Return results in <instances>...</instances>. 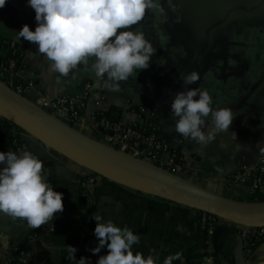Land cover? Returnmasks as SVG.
Listing matches in <instances>:
<instances>
[{
	"label": "crops",
	"instance_id": "crops-1",
	"mask_svg": "<svg viewBox=\"0 0 264 264\" xmlns=\"http://www.w3.org/2000/svg\"><path fill=\"white\" fill-rule=\"evenodd\" d=\"M256 1L174 0L178 9L173 11L167 0H163L165 13L148 11L138 25L156 49L151 64L120 82L119 92L105 88L83 65L68 76L53 72L50 61L39 53L37 45L22 37L17 38V32L24 24L30 25L34 31L38 23L36 12L27 0H8L0 8V37L24 49L19 73L23 84H32L24 97L35 107L70 125L44 104L59 96L80 95L86 85L91 84L93 91L85 111L87 131L78 125L70 126L106 144L103 133L90 129L93 114L110 113L120 121L130 118L126 110L128 102L137 106H159L164 113L162 134L180 153L185 165L178 173L182 180L233 201L260 203L264 202V197L254 200L256 195L248 193L250 197L247 199L243 195L246 191L234 185L230 177L242 166L257 163L264 153V18L254 24H243L236 37L229 38V32H223L201 80L185 85L180 79L181 73L186 75L192 70H201L212 30L233 11L252 9ZM178 16L181 17L179 22ZM227 38L235 48L224 53L222 47ZM243 43L246 45H239ZM199 86L213 96L214 108H231L236 116L229 129L217 134L216 139L207 145H199L177 133L171 119L175 94ZM207 125L211 126V117L207 118ZM21 146L43 161L49 183L64 194V210L53 217L49 233L50 222L32 228L26 222L0 213V236L7 238V246L0 242V264H76L82 256L89 258L90 264H96L99 257L108 252L106 246L100 253L91 251L98 246L94 235L96 215H100L103 221L111 219L118 226H127L139 233L141 240L133 246L134 253L157 255L160 264L167 255L176 252L183 253V260L174 261V264H219L211 235L200 230L202 212L137 192L105 178L99 177L94 186L85 187L89 171L46 149L28 134L15 131L12 123L0 118V151L19 153L22 152ZM180 225L185 231H178ZM69 245L78 249L75 257L70 255ZM34 247L35 256L30 261L17 258L22 256L16 252L31 257ZM225 251L229 259L224 264H234L231 242ZM245 258L248 264L264 263V241L259 242L255 251H246Z\"/></svg>",
	"mask_w": 264,
	"mask_h": 264
},
{
	"label": "clouds",
	"instance_id": "clouds-1",
	"mask_svg": "<svg viewBox=\"0 0 264 264\" xmlns=\"http://www.w3.org/2000/svg\"><path fill=\"white\" fill-rule=\"evenodd\" d=\"M7 2L0 0V8ZM27 3L35 10L38 23L34 31L24 24L17 38L37 45L39 53L50 61L53 72L68 76L83 65L113 92H119L120 82L128 80L136 70L148 68L156 52L139 30V22L148 11L165 13L163 0H27ZM167 3L177 11L174 0ZM180 19L178 16L177 22ZM133 25L136 27L132 28ZM180 79L191 85L201 80V75L192 70L186 75L181 73ZM213 104V96L200 86L177 92L171 104L175 131L199 145L213 142L236 118L231 108H214ZM208 117L211 126L207 125ZM63 197L49 183L44 163L37 154L28 150L0 151V213L39 228L63 212ZM94 219L98 246L91 251L95 254L105 246L108 249L96 264H160L157 255L134 253L133 246L141 240L139 233L127 226L120 227L111 219L103 221L100 215ZM178 231L185 229L180 225ZM0 242L7 246L6 237L0 236ZM68 251L75 257L78 249L69 245ZM182 260L183 253L176 252L167 255L162 264ZM78 264H90V260L82 256Z\"/></svg>",
	"mask_w": 264,
	"mask_h": 264
},
{
	"label": "water",
	"instance_id": "water-1",
	"mask_svg": "<svg viewBox=\"0 0 264 264\" xmlns=\"http://www.w3.org/2000/svg\"><path fill=\"white\" fill-rule=\"evenodd\" d=\"M262 15H264V3L251 12L233 11L223 24L213 29L210 34V43L203 54L200 75L210 64L211 52L218 43V35L235 20L251 24ZM146 106L150 110L149 114L157 117L156 121L154 119L151 121L154 120L160 134L168 139L162 134L164 118L162 108L155 105ZM0 118L12 123L15 131L28 134L46 149L85 168L89 173L137 192L223 220L226 224L216 227L211 235L212 246L219 264H224L229 259L225 251L228 242H231L234 247V264H248L245 258L248 249L241 228L264 227V202L243 203L224 198L185 182L179 175L171 174L107 144H102L35 107L1 80ZM16 138L19 141L18 135ZM21 148L24 151L22 146ZM51 228L50 221L47 233L51 231ZM35 251L34 247L31 257L17 258L30 261L35 256Z\"/></svg>",
	"mask_w": 264,
	"mask_h": 264
},
{
	"label": "built area",
	"instance_id": "built-area-1",
	"mask_svg": "<svg viewBox=\"0 0 264 264\" xmlns=\"http://www.w3.org/2000/svg\"><path fill=\"white\" fill-rule=\"evenodd\" d=\"M15 46L19 45L12 42V48ZM19 72L15 60H11L7 64L0 62V80L17 94L24 96L29 93L32 84H23ZM92 91L93 86L87 84L82 94L59 96L44 106L54 110L55 115L64 117L69 124L78 125L83 131H87L85 116L81 117L80 112L85 113L88 108ZM126 110L130 118L118 122L107 119L98 122L96 114L101 112H96L92 115L93 123L90 125V129L96 133H103L106 136V144L112 148L178 175L185 165L180 153L172 148L167 138L160 134L158 125L153 122L157 117L149 114L150 110L146 105L137 106L128 102ZM152 119L154 120L151 121ZM98 178V176L89 173L85 187L94 186ZM230 179L234 185L243 188L251 195H264V153L260 155L256 164L242 166ZM225 224L226 222L223 220L203 213L200 219V230L212 235L216 227ZM241 229L247 245L251 242L264 241V227ZM15 254L25 257L23 253L16 252Z\"/></svg>",
	"mask_w": 264,
	"mask_h": 264
},
{
	"label": "trees",
	"instance_id": "trees-1",
	"mask_svg": "<svg viewBox=\"0 0 264 264\" xmlns=\"http://www.w3.org/2000/svg\"><path fill=\"white\" fill-rule=\"evenodd\" d=\"M16 52V54H15ZM0 62L3 64H7L11 60H15L17 63V68L20 70L23 66V60H24V49L20 46H15V48H12V42H10L9 39L1 36L0 37ZM23 55V56H21ZM80 116H85V113L80 112ZM96 121L100 122L103 119L110 120L112 122H118V120L111 116L110 113L101 112L96 114ZM71 126H76L74 124H70ZM22 145L23 142H20ZM259 243L257 242H251L247 245L248 251H255Z\"/></svg>",
	"mask_w": 264,
	"mask_h": 264
},
{
	"label": "flooded vegetation",
	"instance_id": "flooded-vegetation-1",
	"mask_svg": "<svg viewBox=\"0 0 264 264\" xmlns=\"http://www.w3.org/2000/svg\"><path fill=\"white\" fill-rule=\"evenodd\" d=\"M263 3H264V0H258V1H256V4L255 5H253V8L252 9H250V10H248V11H246V10H243V11H245V12H251V11H253L254 9H256V8H259L260 6H262L263 5ZM241 11V10H240ZM228 18V17H227ZM264 18V15H262L260 18H258L257 20H255L253 23H251V24H254V23H256V22H258V21H261L262 19ZM227 19H225L221 24H223L225 21H226ZM221 24H219L218 26H220ZM243 24L244 25H250V24H246V23H244V22H242L241 20H235V21H233V23L224 31V32H229V35H228V37L230 38V37H236L237 36V34H238V32L240 31V29H242L243 28ZM217 27V26H216ZM215 27V28H216ZM214 28V29H215ZM223 33V32H222ZM221 33V34H222ZM221 34L220 35H218L219 37L221 36ZM218 44V43H217ZM238 45V44H237ZM239 45H246L245 43H243V44H239ZM217 47H218V45H216V47L212 50V52H211V54L213 53V52H215L216 51V49H217ZM233 48H235V46L234 45H231V43H230V41L228 40V38L225 40V43L223 42V47H222V50H224L223 52L225 53V52H230ZM222 50H220V51H222ZM216 53V52H215Z\"/></svg>",
	"mask_w": 264,
	"mask_h": 264
},
{
	"label": "rangeland",
	"instance_id": "rangeland-1",
	"mask_svg": "<svg viewBox=\"0 0 264 264\" xmlns=\"http://www.w3.org/2000/svg\"><path fill=\"white\" fill-rule=\"evenodd\" d=\"M246 192H247V191H246ZM246 192H244V194H243V193H242V194H243L244 196H246L247 199H249V197L252 196V195L249 196L250 193H249V192L246 193ZM248 193H249V194H248ZM253 197H254V198H253ZM253 197H252V198H253L254 200H258V199H260V198L262 199V198L264 197V195H262V194H258V195L253 196ZM260 203H261V202H260Z\"/></svg>",
	"mask_w": 264,
	"mask_h": 264
}]
</instances>
